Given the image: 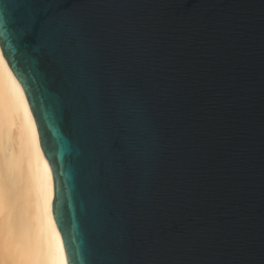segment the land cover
I'll return each mask as SVG.
<instances>
[{"label":"water","instance_id":"1","mask_svg":"<svg viewBox=\"0 0 264 264\" xmlns=\"http://www.w3.org/2000/svg\"><path fill=\"white\" fill-rule=\"evenodd\" d=\"M43 9L79 22L74 65L49 63L46 83L38 52L4 57L51 166L68 264H264V0Z\"/></svg>","mask_w":264,"mask_h":264},{"label":"bare ground","instance_id":"2","mask_svg":"<svg viewBox=\"0 0 264 264\" xmlns=\"http://www.w3.org/2000/svg\"><path fill=\"white\" fill-rule=\"evenodd\" d=\"M54 181L23 89L0 59V264H68Z\"/></svg>","mask_w":264,"mask_h":264},{"label":"snow or ice","instance_id":"3","mask_svg":"<svg viewBox=\"0 0 264 264\" xmlns=\"http://www.w3.org/2000/svg\"><path fill=\"white\" fill-rule=\"evenodd\" d=\"M44 0H3L0 3V59L4 56L5 47L11 50L31 53L38 52L35 63L40 75L47 83L53 79L48 71V64L56 65L57 73L66 74V70L75 63L74 46L79 31V22L62 15H54L43 9ZM39 40V47L34 42ZM52 121H62L65 112V101L57 96L51 98ZM79 140L66 145L72 151ZM74 177H69V193L75 186ZM74 237L70 234V242ZM75 258V256H74ZM82 259V258H81Z\"/></svg>","mask_w":264,"mask_h":264}]
</instances>
